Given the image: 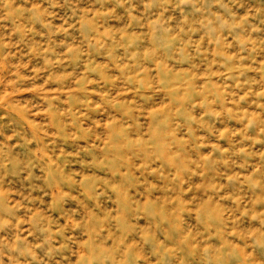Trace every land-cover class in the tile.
<instances>
[{
	"label": "rangeland",
	"instance_id": "obj_1",
	"mask_svg": "<svg viewBox=\"0 0 264 264\" xmlns=\"http://www.w3.org/2000/svg\"><path fill=\"white\" fill-rule=\"evenodd\" d=\"M0 264H264V0H0Z\"/></svg>",
	"mask_w": 264,
	"mask_h": 264
}]
</instances>
